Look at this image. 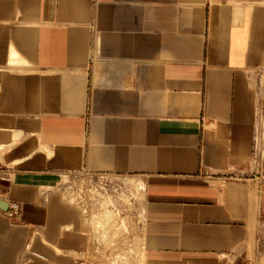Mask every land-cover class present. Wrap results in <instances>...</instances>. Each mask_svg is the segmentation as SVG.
Masks as SVG:
<instances>
[{"label": "crops", "instance_id": "1", "mask_svg": "<svg viewBox=\"0 0 264 264\" xmlns=\"http://www.w3.org/2000/svg\"><path fill=\"white\" fill-rule=\"evenodd\" d=\"M262 113L264 0H0V264H264ZM87 171L140 223L91 226Z\"/></svg>", "mask_w": 264, "mask_h": 264}, {"label": "built area", "instance_id": "2", "mask_svg": "<svg viewBox=\"0 0 264 264\" xmlns=\"http://www.w3.org/2000/svg\"><path fill=\"white\" fill-rule=\"evenodd\" d=\"M253 157L258 166L264 169V124L261 123L255 133ZM77 175H85L86 179L81 182L73 179L69 182L66 185V191L69 192L67 196L83 206L82 212L87 220L97 219L101 214L110 212L125 229L140 223L143 207L142 186L134 183L129 177L110 172L87 171L73 174L74 177ZM87 180L90 182L87 183ZM76 194L80 200H77ZM85 197L87 203L84 202ZM20 210L17 202H9L6 213L14 217Z\"/></svg>", "mask_w": 264, "mask_h": 264}, {"label": "rangeland", "instance_id": "3", "mask_svg": "<svg viewBox=\"0 0 264 264\" xmlns=\"http://www.w3.org/2000/svg\"><path fill=\"white\" fill-rule=\"evenodd\" d=\"M262 117H263V119H262V121L260 122L261 124H264V113H262ZM73 179H75V180H80V182L82 181V180H85L86 179V177H85V175H77L76 177H74L73 175L70 177V178H66L65 180H63V183H61L60 184V186L58 187V190H59V192L62 194V196H63V198L67 201V202H70L71 204H74L78 209H80L81 210V212H82V208H83V206L81 205V204H79L78 203V201H74L73 199H71L70 198V196L68 197L67 195H68V193L69 192H67L68 191V189H66V185H68V183L69 182H71ZM90 182V180H87V183H89ZM88 187V186H87ZM76 188L78 189L79 188V185H77L76 186ZM67 190V191H66ZM76 198H77V200H80L78 197H79V195L78 194H76ZM84 202L85 203H87V197H85V200H84ZM20 205V204H19ZM21 211V210H20ZM83 213V212H82ZM85 217V216H84ZM104 219V215H100L97 219H94V220H92V222H91V226H93V225H98L99 224V219ZM116 224H117V221H116V219L112 216V218H111ZM116 250L117 249H115V248H111V249H109V250H107V252L109 253V255H107L106 254V252H105V257H108V263L107 264H126V263H128V264H130V261H131V255L130 254H125L124 252H122V251H118V252H116ZM125 262V263H124Z\"/></svg>", "mask_w": 264, "mask_h": 264}, {"label": "bare ground", "instance_id": "4", "mask_svg": "<svg viewBox=\"0 0 264 264\" xmlns=\"http://www.w3.org/2000/svg\"><path fill=\"white\" fill-rule=\"evenodd\" d=\"M111 218L112 217L110 216L109 213L105 214L104 215V222H105V225L113 227V229H110V230L114 231L115 230L114 226L116 225V223Z\"/></svg>", "mask_w": 264, "mask_h": 264}, {"label": "water", "instance_id": "5", "mask_svg": "<svg viewBox=\"0 0 264 264\" xmlns=\"http://www.w3.org/2000/svg\"><path fill=\"white\" fill-rule=\"evenodd\" d=\"M6 205H8V204H6V202H4L3 200L0 199V207H1V208H3V207L5 208ZM8 206H9V205H8ZM8 206L6 207L5 210L8 209Z\"/></svg>", "mask_w": 264, "mask_h": 264}]
</instances>
